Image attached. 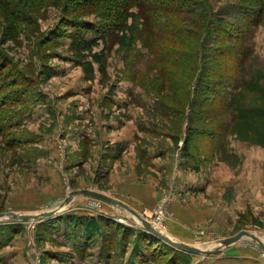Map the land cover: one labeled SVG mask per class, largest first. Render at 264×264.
Wrapping results in <instances>:
<instances>
[{
    "label": "rangeland",
    "instance_id": "374dc122",
    "mask_svg": "<svg viewBox=\"0 0 264 264\" xmlns=\"http://www.w3.org/2000/svg\"><path fill=\"white\" fill-rule=\"evenodd\" d=\"M14 1L13 17L0 5V56L9 65L0 77L9 102L0 121V213L50 211L75 190L133 204L127 193L133 184L153 190L151 197L137 192V212L184 244L211 248L241 231L264 242V116L240 121L216 105L223 99L227 106L235 94L243 107L264 112V0H209L206 36L182 32L166 43L167 56L178 54L179 62L187 57L186 72L178 60L158 63L145 46L148 37L136 32L130 48L111 36L99 42L94 51L104 49V74L93 64L90 75L71 52V37L49 35L65 29V19L97 28V13L75 17L71 4L65 10L39 0ZM102 6L109 20L119 11L109 2ZM188 10L180 27L197 30L191 23L200 20L203 6ZM251 10L260 12L258 22L243 17ZM134 25L127 21L128 36ZM238 54L245 57L241 64ZM194 74L196 82L185 84L183 77ZM16 91L21 98L12 106ZM106 208L78 197L41 221L1 220L0 226L18 224L19 232L0 249V264H167L173 256L176 264H199L203 258L176 253L129 213ZM138 238L147 243L141 260L133 257ZM234 245L229 255L264 264V251L252 240ZM109 246V258L102 257Z\"/></svg>",
    "mask_w": 264,
    "mask_h": 264
},
{
    "label": "trees",
    "instance_id": "16d2710c",
    "mask_svg": "<svg viewBox=\"0 0 264 264\" xmlns=\"http://www.w3.org/2000/svg\"><path fill=\"white\" fill-rule=\"evenodd\" d=\"M41 1L42 5H45V2L51 3V5L57 6L59 8L65 7L68 8V6H71V10L69 12V15L71 16H79L86 10L94 11V13H97V17L102 19V22H99L98 27H86L84 23L80 21H73L66 20L62 21V25H66L65 29L62 28H56L54 32H52L49 36H54L56 38H61L65 36H69L72 39V43L70 46V50L72 53H74L80 61V66H82V70L86 75H90L94 72L93 64H96L98 66V71L102 74H104V66H103V58H104V49H101L99 52H95L94 48L98 46L99 42L104 43L105 37L111 36L116 37L117 44L121 48L126 47H132L133 41H134V34L136 32H139L138 34L143 35V37H148V40L146 41L145 46L149 49L151 54L154 56L156 61L158 63L162 62L165 63V65H172L174 60H178L179 67L182 68L185 72L188 69V61L186 60L187 57L183 55V59L179 62V59L177 57H180V55L177 54L176 58L167 56L169 47L166 44L169 41V37H181V33L185 32L188 35H196V36H206L208 27L211 25V16L212 13L210 12L209 8V0H76L73 2V0H39ZM105 2L112 3L114 5H117L119 11L113 17L109 20L106 18V16L103 15V11H105V8L102 6L100 9L98 7L100 5H103ZM16 2L14 0H0V5L3 7L5 6L8 11H11L12 13L11 17H13L14 11H16L17 7H15ZM28 4V3H27ZM195 4H200L203 6V11H201L197 15V17L200 18V20L194 21L191 23V25H195L197 27V30H187L182 27H180L179 21L185 23L184 16L186 12H188V8L190 6H193ZM65 5V6H64ZM15 7V10H14ZM130 7H136L137 12H130L128 11ZM62 8V9H63ZM70 8V7H69ZM64 10V9H63ZM100 11V13H99ZM103 12V13H102ZM260 12H254L246 11L244 13L245 18H248L249 16L253 17V20L255 22H258L260 20ZM106 18V19H105ZM105 20V21H103ZM109 20V21H108ZM130 20L133 24L136 23V25L132 28V34L130 36L127 35L126 32V24L127 21ZM141 21V23L139 22ZM220 22L222 19H218ZM211 21V22H210ZM65 22V23H64ZM129 28V27H128ZM130 29V28H129ZM185 29V30H184ZM63 30V31H62ZM66 30H71V33H66ZM69 34V35H68ZM88 34H90L91 38L88 39ZM49 37V38H50ZM131 37V38H127ZM55 42V39L51 41V43ZM201 45L203 44V41L200 42ZM165 50V53L163 54ZM201 56H199V51H197V62L200 60V62L197 64L201 67ZM241 55L238 54V58H235L236 60L241 62H244L245 57H240ZM192 59V58H191ZM194 60V59H193ZM9 67L8 64H5L4 58L0 56V77L3 75V70ZM190 73V72H189ZM191 74V73H190ZM5 77V75H4ZM186 79L185 84L189 83L192 85L194 82H196L198 75H193L191 77H183ZM6 82L1 80L0 78V121H3L2 118V111L3 107L6 106V104H9V102L6 101V96L4 97L3 91L6 90ZM13 85H20V83L17 81H12ZM195 89V88H194ZM191 92V90H190ZM239 92V91H238ZM20 91H16L14 94H10L14 100L10 103L12 106H17L20 98L19 97ZM189 94V93H188ZM22 95V94H21ZM213 97H218V94L212 93ZM4 97V99H2ZM232 98L229 100L228 105H224L223 99H219L218 103L216 104L217 107H224L225 109H230L234 113V117L236 120H250L253 118L259 117L260 115L264 116V112L260 111V109H256L254 107L251 108V106L243 107L237 98H235V94L231 96ZM188 96L185 97V100H187ZM190 98V95H189ZM214 98V99H215ZM222 98V97H220ZM212 100V99H210ZM184 101V100H183ZM4 102V104H3ZM214 101H206L205 103L210 105ZM167 105V104H166ZM168 106V105H167ZM182 107H185V103L182 104ZM169 108H172L174 112L176 111L174 107L169 106ZM179 116L183 113L180 110H177L176 112ZM251 121V120H250ZM2 127V126H1ZM4 128H9L4 125ZM189 128V127H188ZM191 131V128H189ZM202 131L199 130L198 133L200 134ZM189 138H185V147L187 150V144H188ZM28 142V141H26ZM18 224H9L0 226V249L4 247L10 239L13 237V235L17 234L19 231ZM44 226V225H42ZM44 231L50 230L48 226L42 227ZM160 241V240H159ZM162 242V241H160ZM163 243V242H162ZM164 245L168 246L170 249H173L176 253L181 255L190 256L189 254L182 253L180 251L175 250L174 248L170 247L169 245L163 243ZM147 246V243L142 244V241L140 238H138L136 243V250L133 254V257L140 259V255H145V247ZM87 249V247L83 248V250ZM110 246L104 249L102 251L101 256L109 258L110 256ZM142 252V253H141ZM150 256V255H149ZM154 259V254L151 255ZM174 257V258H173ZM171 257L174 260L173 262L176 264L177 258L176 256ZM133 258V259H134ZM170 261V263L167 264H173Z\"/></svg>",
    "mask_w": 264,
    "mask_h": 264
},
{
    "label": "water",
    "instance_id": "95a60500",
    "mask_svg": "<svg viewBox=\"0 0 264 264\" xmlns=\"http://www.w3.org/2000/svg\"><path fill=\"white\" fill-rule=\"evenodd\" d=\"M78 197L92 199L107 205L118 207L126 211L142 225L143 229L148 234L152 235L153 237L157 238L158 240L162 241L163 243L169 245L170 247L182 253L197 255L200 257H206L209 255L217 254L220 251L224 250L225 248H228L245 238L252 240L264 251V242L255 234L247 231H241L238 234L223 240L219 245L206 249H202L178 242L172 239L171 237H169L167 234L156 229L150 222L144 219L136 210L130 208L123 201L92 190L72 191L65 197V199L60 203V205H58L55 209H52L50 211H44L36 214H21L15 212L0 213V221L10 220V221L22 222V223H33L36 221H41L47 218H51L54 217L56 214H58L60 211H62L66 206L70 205Z\"/></svg>",
    "mask_w": 264,
    "mask_h": 264
},
{
    "label": "crops",
    "instance_id": "0c3cea01",
    "mask_svg": "<svg viewBox=\"0 0 264 264\" xmlns=\"http://www.w3.org/2000/svg\"><path fill=\"white\" fill-rule=\"evenodd\" d=\"M131 186L133 187L132 190L128 189L127 193L134 196V198L133 197L130 198L133 201V204H130V202H128V201H124V200H121V201L126 203L130 208L138 211L136 206H134V205H136L134 203H137L139 206H141V204H139L138 199H136V197L139 195L137 192L144 194V196H146L148 194V196L151 197V196H153L152 195L153 190L149 189L146 191V189H144V187L143 188L140 187L137 189L136 186L133 184ZM198 189H201V187H198ZM119 199H121V198H119ZM107 206H109L110 209L114 207L111 205H107ZM115 208H118V207H115ZM110 209L106 208V211L107 210L109 211ZM121 212H122V216L127 217L126 211L123 210ZM109 214H111V213H109ZM171 237L178 242L184 243L183 241L178 240V239L174 238L173 236H171ZM233 246H236V245H233ZM228 248H225L224 250L220 251L217 254L211 255V257H207V258L203 257V258L197 259V262H199V264H251V263H253L252 260H250L248 257H242V256L236 257L234 255H229L227 253Z\"/></svg>",
    "mask_w": 264,
    "mask_h": 264
},
{
    "label": "built area",
    "instance_id": "2783aa9c",
    "mask_svg": "<svg viewBox=\"0 0 264 264\" xmlns=\"http://www.w3.org/2000/svg\"><path fill=\"white\" fill-rule=\"evenodd\" d=\"M152 224V223H151ZM156 224V225H155ZM153 223L152 225L156 228V229H158L159 231H161V232H164V228L163 227H160V226H158V224L157 223Z\"/></svg>",
    "mask_w": 264,
    "mask_h": 264
}]
</instances>
